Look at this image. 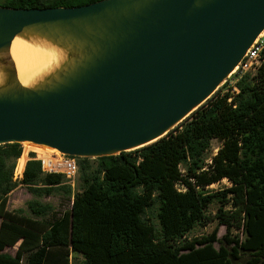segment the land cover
I'll list each match as a JSON object with an SVG mask.
<instances>
[{"label":"trees","instance_id":"16d2710c","mask_svg":"<svg viewBox=\"0 0 264 264\" xmlns=\"http://www.w3.org/2000/svg\"><path fill=\"white\" fill-rule=\"evenodd\" d=\"M94 1L2 0L0 5L72 7ZM262 58L255 72L232 73L237 91H224V82L187 122L156 141L96 157L95 166L88 157H76L81 187L70 207L49 219L53 206L37 199L26 203L30 215L7 209L17 185L14 170H23L19 183L34 196L66 189L63 175L43 172L36 153L27 159L21 143L1 144L0 264H74L72 254L86 264H264V47ZM214 139L219 146L207 161ZM223 179L230 185L208 189ZM212 203L218 206L209 215ZM153 207L158 228L149 214ZM211 220L217 222L211 232L183 239ZM15 245L14 254L5 251Z\"/></svg>","mask_w":264,"mask_h":264},{"label":"water","instance_id":"95a60500","mask_svg":"<svg viewBox=\"0 0 264 264\" xmlns=\"http://www.w3.org/2000/svg\"><path fill=\"white\" fill-rule=\"evenodd\" d=\"M263 31L264 0L0 5V145L96 158L154 142L217 90ZM16 36L52 44L60 62L22 84L9 55Z\"/></svg>","mask_w":264,"mask_h":264},{"label":"rangeland","instance_id":"374dc122","mask_svg":"<svg viewBox=\"0 0 264 264\" xmlns=\"http://www.w3.org/2000/svg\"><path fill=\"white\" fill-rule=\"evenodd\" d=\"M2 0H0L1 2ZM237 71V69L235 70ZM232 72V73H235ZM230 74L229 77H232L233 74ZM227 77V78H229ZM226 78V79H227ZM201 106V105H200ZM199 108V107H198ZM198 108L194 109L185 119H183L181 122H179L177 125H179L180 127L182 126V124H184L185 122H187L190 118L192 113L197 110ZM219 146V143L217 140H212L211 141V146L210 149L206 152V159L207 161L210 160V157L216 153L217 148ZM21 149L22 152L25 151L27 159H29L30 157V153H36L38 155H40V153H43L45 155H47V153H56V151L49 149L45 146H39L38 147H30L27 146L26 144H24L23 142H21ZM78 159H77V163H78ZM89 163L92 166L96 165V160L94 158H90ZM23 172V170H22ZM18 175V174H17ZM79 176V170H78V174L76 176V180L74 182L73 185H70V183H68V179L63 176V182L66 185V189L69 186V192L66 191L65 188H60L58 190H55L52 194L50 195H42V196H34L32 195L27 189L26 187H24L22 184L19 183L18 181V177H15L16 183L17 185L15 186V188L9 193L8 195V200H7V209L8 210H17V209H23V211L27 214L30 215V211L27 208V201L30 199H37L38 201H40L41 203H49L53 206V211L51 213H49L46 217L47 219L51 218V216L53 214H58L59 212H61L63 209L69 208L70 204H71V199H72V195L73 193H75L77 190H79V188L81 187V183L78 179ZM230 183L229 181H227L226 179L221 180L220 182L217 183H213L211 184L208 189L209 190H218V189H222L224 187L229 186ZM218 204L217 203H212L208 208H207V213L209 215H213L216 211ZM155 207H153L152 209L149 210V214L152 216L156 227L158 228V224L156 219L154 218L155 216ZM217 225L216 220H211L210 222L206 223L205 225H195L191 230H189L183 237V239H193L196 237H200L202 235L208 234L209 232H211ZM238 231L233 229L232 233H237ZM225 233V228L223 225L218 226V230H217V236L219 238L222 237V235ZM215 246H218L217 243H215ZM15 247H6L5 251L11 254H14L15 252ZM248 258L247 254L242 255V257L238 260L242 263L245 262V260ZM71 261L74 264H86L83 261V258L81 255L79 254H72L71 255Z\"/></svg>","mask_w":264,"mask_h":264},{"label":"bare ground","instance_id":"6f19581e","mask_svg":"<svg viewBox=\"0 0 264 264\" xmlns=\"http://www.w3.org/2000/svg\"><path fill=\"white\" fill-rule=\"evenodd\" d=\"M9 55L14 62L19 81L24 85H30L54 68L60 62L63 53L45 40H27L16 36L11 42ZM23 143L45 146L56 151L43 144L28 141Z\"/></svg>","mask_w":264,"mask_h":264},{"label":"built area","instance_id":"2783aa9c","mask_svg":"<svg viewBox=\"0 0 264 264\" xmlns=\"http://www.w3.org/2000/svg\"><path fill=\"white\" fill-rule=\"evenodd\" d=\"M264 47V31L261 32L257 38L252 42L249 48L246 50V53L239 63V65L235 68L239 73H244L246 71L255 72L260 62L263 60L262 58V50ZM236 79L232 77L227 78L224 82L227 85L224 88V91H237L235 86ZM221 84V85H222ZM36 158L41 161V167L43 172L45 173H60L68 179V183L73 185L76 176L78 174V163L75 156L66 155L60 153L56 150V153H47V155L40 153V155L36 154ZM18 174V175H17ZM18 177V181L22 177V172L16 173V168L14 170V180L15 177ZM16 181V180H15Z\"/></svg>","mask_w":264,"mask_h":264},{"label":"crops","instance_id":"0c3cea01","mask_svg":"<svg viewBox=\"0 0 264 264\" xmlns=\"http://www.w3.org/2000/svg\"><path fill=\"white\" fill-rule=\"evenodd\" d=\"M13 247H15V248H16V245H15V246H13Z\"/></svg>","mask_w":264,"mask_h":264}]
</instances>
